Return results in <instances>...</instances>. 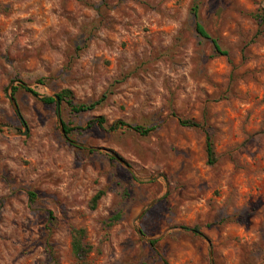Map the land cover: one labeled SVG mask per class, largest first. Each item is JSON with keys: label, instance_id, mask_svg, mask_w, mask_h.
Listing matches in <instances>:
<instances>
[{"label": "rangeland", "instance_id": "374dc122", "mask_svg": "<svg viewBox=\"0 0 264 264\" xmlns=\"http://www.w3.org/2000/svg\"><path fill=\"white\" fill-rule=\"evenodd\" d=\"M0 264H264V0H0Z\"/></svg>", "mask_w": 264, "mask_h": 264}, {"label": "trees", "instance_id": "16d2710c", "mask_svg": "<svg viewBox=\"0 0 264 264\" xmlns=\"http://www.w3.org/2000/svg\"><path fill=\"white\" fill-rule=\"evenodd\" d=\"M191 15L194 19V31H195L196 36L201 40L209 41L212 44L213 51H214V54L216 56L228 57V52L221 48V46L219 45L217 40L210 36V34L205 29L204 25L201 23L200 18H199V7L197 5H194L191 8ZM255 17L257 19L258 25L261 26L263 24L262 16L257 15ZM19 88L21 90H23L24 92L28 93L29 95L35 97V98L38 97V94L33 89L25 86L24 84H21L19 86ZM16 90H17V88H14L13 93H15ZM58 98L60 100V103H64L73 113H83V112L93 110L99 103H101L103 101V99H101L98 102H94L91 104H74L72 101L71 92L68 90L61 91L58 94ZM41 102L46 104V105H52V104L56 103L55 100L53 98H50V97L41 99ZM96 122L99 126H103L105 123L103 118L97 119ZM180 125H182L184 127H188V128H198L199 127V124L192 121V120H180ZM121 127H129L134 132L141 134L143 136L148 135L150 133V131L152 130V128H144L141 126L131 127L122 121H118V122L114 123L112 126H110L109 129L110 130H116V129L121 128ZM63 128H64L66 135H68L72 131V129L68 128L65 124H63ZM205 152H206V156H207V164L212 165L215 161L214 148H213V144H212V142L208 136L205 139ZM35 197L36 196L34 193H30L31 201H34ZM102 197H103V192H98L93 197V199L91 201L90 208L95 209L98 201ZM117 220H119V216H114V217H112L111 222L112 221L116 222ZM84 239H85V231L84 230H81V229L73 230L72 236H71V249H72L73 256L79 262H83L85 260V258L87 257V254L89 253V248L84 243Z\"/></svg>", "mask_w": 264, "mask_h": 264}, {"label": "water", "instance_id": "95a60500", "mask_svg": "<svg viewBox=\"0 0 264 264\" xmlns=\"http://www.w3.org/2000/svg\"><path fill=\"white\" fill-rule=\"evenodd\" d=\"M52 97H53V99H54L55 102H56L57 115L59 116V112H60V108H59V106H60V100H59L58 96H56V95H54V96H52ZM11 102H12V104H13V106H14L15 111L17 112V114H19V112H18V107H17L16 103L14 102L13 99H11ZM23 126H24V130L27 131L26 125H25L24 123H23ZM59 126H60V128H61V133H62L63 135H65V131H64V128H63V124H62V121H61L60 119H59ZM116 158H117V157H116ZM117 160L121 161L119 158H117Z\"/></svg>", "mask_w": 264, "mask_h": 264}]
</instances>
